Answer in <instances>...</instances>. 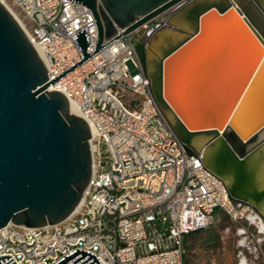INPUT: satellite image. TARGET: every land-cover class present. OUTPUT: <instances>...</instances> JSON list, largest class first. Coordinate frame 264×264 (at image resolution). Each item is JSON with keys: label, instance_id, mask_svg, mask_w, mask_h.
I'll return each instance as SVG.
<instances>
[{"label": "water", "instance_id": "1", "mask_svg": "<svg viewBox=\"0 0 264 264\" xmlns=\"http://www.w3.org/2000/svg\"><path fill=\"white\" fill-rule=\"evenodd\" d=\"M87 6L97 24L98 39L151 27L135 44L152 94L185 145L198 134L210 135L204 149L220 141L208 164L222 178L231 200L247 204L264 221L257 203L264 199L244 159L264 146V31L254 25L244 8L257 0H76ZM264 21V12L256 9ZM182 14L194 31L168 22ZM166 28L186 36L160 56L155 73L146 65V45ZM139 35L143 32L139 31ZM83 57L88 41L77 39ZM50 80L35 47L11 12L0 1V228L8 222L40 227L66 218L77 206L92 171L91 130L87 121L69 112L66 95L47 88ZM233 169L230 185L224 178ZM101 264L95 254L81 248L55 261L64 264ZM0 264H16L9 254Z\"/></svg>", "mask_w": 264, "mask_h": 264}, {"label": "built area", "instance_id": "2", "mask_svg": "<svg viewBox=\"0 0 264 264\" xmlns=\"http://www.w3.org/2000/svg\"><path fill=\"white\" fill-rule=\"evenodd\" d=\"M0 1L42 50L50 80L76 65L54 84L93 132L91 176L74 210L40 227L8 222L0 228V255L16 264H53L77 247L101 264H185V235L209 227L216 210L235 222L261 219L251 206L231 200L199 153H187L156 102L135 49L151 25L124 33L128 25L113 22L115 32L94 52L95 18L76 0ZM80 32L90 56L78 65ZM257 226L240 229L241 247L264 232Z\"/></svg>", "mask_w": 264, "mask_h": 264}, {"label": "bare ground", "instance_id": "3", "mask_svg": "<svg viewBox=\"0 0 264 264\" xmlns=\"http://www.w3.org/2000/svg\"><path fill=\"white\" fill-rule=\"evenodd\" d=\"M206 1L218 2V3L221 2L220 0H206ZM255 8L256 9L258 8L262 12H264V0H257L255 1L254 5L247 6L244 8L245 12L252 17L254 25L257 26L262 31H264V21H262V18L257 14ZM168 22L174 24L175 26H180L184 28L186 32L194 31V23L187 20L182 14L176 13L171 15L168 18ZM185 36H186L185 34H176L170 32L166 28L157 31L154 35L151 36V38L149 39L146 45L147 47L146 65H147L148 73L150 75H153L155 73L156 63L158 62L160 56L168 52L171 47L179 43ZM33 46L35 47L39 57L44 63L45 59L42 50L39 48L37 44H33ZM47 89L59 90L54 83H52ZM69 112L80 116L79 112L76 109V106L71 101H69ZM90 130H91V136L93 137V132L91 127ZM209 136L210 135L207 136V134H198L192 138L193 145L195 146L196 150L199 151L202 160L207 164L209 160L212 159L214 153L219 149L221 145L220 141H214L209 146H207L206 149H204V142L208 139ZM244 165L246 169H248L251 172L254 186L258 190L264 188V146H262L261 149L255 150L254 152L249 154L244 159ZM232 177H233V169L229 167L224 175V178L228 185H230L232 181ZM257 206L259 210H261V212L264 213V199H261L257 203ZM251 218L252 216H250V219ZM252 221H255L259 225L260 229H264V223H262L261 219L257 220L254 217Z\"/></svg>", "mask_w": 264, "mask_h": 264}, {"label": "rangeland", "instance_id": "4", "mask_svg": "<svg viewBox=\"0 0 264 264\" xmlns=\"http://www.w3.org/2000/svg\"><path fill=\"white\" fill-rule=\"evenodd\" d=\"M127 64L133 71L131 62ZM243 227H247V231H256L258 226L249 223L248 219L232 221L223 214L206 229L190 233L185 239V264H239L244 259L251 263L264 259L255 240L250 241L247 237L244 243L248 246H240L244 237L240 229ZM259 244L264 246V240Z\"/></svg>", "mask_w": 264, "mask_h": 264}, {"label": "crops", "instance_id": "5", "mask_svg": "<svg viewBox=\"0 0 264 264\" xmlns=\"http://www.w3.org/2000/svg\"><path fill=\"white\" fill-rule=\"evenodd\" d=\"M226 215L224 212H222L221 210H216L214 213H213V216H212V222H211V224L215 221V220H217L218 218H220L222 215ZM252 220L254 219L253 217L251 218ZM193 233V232H192ZM190 234V233H189ZM189 234H186L185 235V239H186V237L189 235ZM259 235V236H261V237H264V232H259L258 234H255V237H252V238H249L248 237V239L251 241H256V245H258V247H259V251L262 253V257H264V246H260V244H259V242L256 240V237ZM185 239H184V245H185ZM248 240V241H249ZM248 246V245H247ZM256 249H258V248H256ZM242 262V263H241ZM239 264H264V259H262V260H260V261H258V262H253V263H251V262H249V261H247V260H242Z\"/></svg>", "mask_w": 264, "mask_h": 264}]
</instances>
